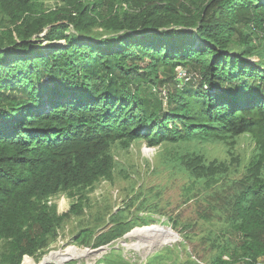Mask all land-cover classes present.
<instances>
[{
  "label": "trees",
  "instance_id": "1",
  "mask_svg": "<svg viewBox=\"0 0 264 264\" xmlns=\"http://www.w3.org/2000/svg\"><path fill=\"white\" fill-rule=\"evenodd\" d=\"M60 1L0 0V264L48 256L82 212L79 200L63 210L50 198L110 178L114 145L231 144L242 134L254 148L237 179L198 150L174 158L186 192L230 189L223 225L236 235L205 261L188 255L181 264H259L264 0ZM119 216L94 246L130 230ZM93 234L81 228L75 238L89 245ZM162 252L145 264H167Z\"/></svg>",
  "mask_w": 264,
  "mask_h": 264
},
{
  "label": "rangeland",
  "instance_id": "2",
  "mask_svg": "<svg viewBox=\"0 0 264 264\" xmlns=\"http://www.w3.org/2000/svg\"><path fill=\"white\" fill-rule=\"evenodd\" d=\"M43 2L48 8L61 4L60 0ZM164 92L159 91L158 95ZM253 148L254 141L247 134L235 137L231 144L216 140L198 146L180 142L150 147L144 141L135 142L127 149L114 145L111 155L115 162L110 178L100 179L72 196L59 193L50 198L49 204L63 210L79 200L82 212L65 221L47 255L51 252L83 254L80 259H65L62 264H97L107 255L111 264H145L162 251L170 255L167 264H181L188 255L205 261L215 253L217 241L236 242V235L223 225V207L227 201L224 196L230 189L218 190L215 186L186 192L189 178L178 168L174 158L186 150H198L210 159L225 161L229 179L234 180L243 174ZM113 213H119L118 221L124 222L130 230L115 240L94 246V240L114 225ZM152 225L168 228L174 239L147 250L139 248L140 237H127L131 231L140 232ZM81 228L93 231L91 244H82L75 238ZM99 247L103 250L93 251ZM39 262L31 258L26 264Z\"/></svg>",
  "mask_w": 264,
  "mask_h": 264
},
{
  "label": "bare ground",
  "instance_id": "3",
  "mask_svg": "<svg viewBox=\"0 0 264 264\" xmlns=\"http://www.w3.org/2000/svg\"><path fill=\"white\" fill-rule=\"evenodd\" d=\"M136 236L142 239L141 240L142 243H139V248L140 247L147 248V250H152L153 248L156 249V247L162 246L174 239L173 235L170 233L168 228L159 225H152L146 227L140 230V232L131 231L127 235V237H136ZM82 256L83 254H75V253L63 254L62 252H51L50 255H48L44 259L49 260L54 264H62L63 260L65 259L66 260L69 258L80 259Z\"/></svg>",
  "mask_w": 264,
  "mask_h": 264
},
{
  "label": "water",
  "instance_id": "4",
  "mask_svg": "<svg viewBox=\"0 0 264 264\" xmlns=\"http://www.w3.org/2000/svg\"><path fill=\"white\" fill-rule=\"evenodd\" d=\"M101 250H103V248L102 247H99V248H97V249H95V250H93L94 252H98V251H101ZM40 264H54V263H52L51 261H49V260H45L44 258L40 261Z\"/></svg>",
  "mask_w": 264,
  "mask_h": 264
},
{
  "label": "built area",
  "instance_id": "5",
  "mask_svg": "<svg viewBox=\"0 0 264 264\" xmlns=\"http://www.w3.org/2000/svg\"><path fill=\"white\" fill-rule=\"evenodd\" d=\"M184 75H185V73L183 71L179 70V76H184ZM258 263L264 264V260L260 259Z\"/></svg>",
  "mask_w": 264,
  "mask_h": 264
}]
</instances>
